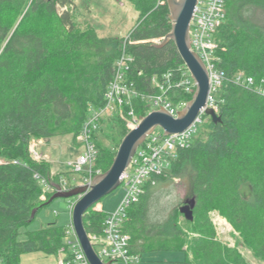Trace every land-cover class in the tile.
<instances>
[{"label": "trees", "instance_id": "obj_1", "mask_svg": "<svg viewBox=\"0 0 264 264\" xmlns=\"http://www.w3.org/2000/svg\"><path fill=\"white\" fill-rule=\"evenodd\" d=\"M138 12V25L127 40L100 37L93 26L82 29L74 0H0V16L10 13L22 22L14 28L0 18V258L3 264H21L24 254L42 252L59 255L67 228L49 224L28 231L24 228L49 204L54 194L46 185H62L67 173L52 172L45 159L31 152L34 139L50 140L72 135L74 141L93 109L104 107L123 49L134 58L128 81L144 96L160 93L153 78L172 74L167 96L175 104L188 103L193 94L178 87L180 70H186L174 42L159 48L151 40L172 30L168 4L159 0H127ZM64 11L59 12L60 9ZM226 17L215 33L219 44L218 68L226 80L216 95L221 122L206 115V135L193 138L191 145L177 151L169 171L152 176L145 193L130 211L126 231L134 255L156 250L186 251L184 261L167 264H251L238 246L217 239L210 213L219 212L239 232L242 243L256 261L264 264V96L253 87L238 85L239 72L264 80V0H225ZM55 18L67 34L64 48L49 47L43 31L24 29L30 16ZM139 116L150 110L147 100L132 104ZM125 110L130 106L126 105ZM130 131L119 115L103 120L94 137L98 158L95 174L110 169L119 145ZM162 133V131H161ZM102 136L112 146L102 144ZM73 173V172H71ZM74 174V173H73ZM66 179V180H67ZM180 179L196 199L194 220L180 224L181 212L165 219L149 218V199L160 183ZM71 183V182H70ZM73 187V186H71ZM75 187V186H74ZM47 200H43L44 194ZM182 207V206H181ZM180 207V208H181ZM38 210L35 217L33 212ZM108 213L90 208L84 216L89 235L103 234ZM162 244V248L157 245Z\"/></svg>", "mask_w": 264, "mask_h": 264}, {"label": "built area", "instance_id": "obj_2", "mask_svg": "<svg viewBox=\"0 0 264 264\" xmlns=\"http://www.w3.org/2000/svg\"><path fill=\"white\" fill-rule=\"evenodd\" d=\"M160 4L167 3V0H159ZM226 17L225 0H198L194 18L191 22L190 36L192 50L195 51L204 61L211 77V90L207 102V108H212L217 114L219 103L216 95L226 80L225 73L218 68L219 57L217 55L219 44L215 39V33L222 25ZM162 41V40H161ZM161 41L157 42L160 43ZM134 58L123 49L121 57L116 65L117 70L105 95L106 103L101 109L91 110V114L83 125L78 141L81 152L73 165V172L82 178L78 180V185L90 184L97 174L93 171V165L98 158V149L94 141L98 134L103 120L112 115H119L128 121L130 129L135 128L141 121L136 108L132 105L135 98H142L152 102L155 110L160 106L168 110L173 116L185 107L186 103L175 104L167 96L171 89L170 81L172 74L163 75L162 80L153 78V83L160 89V93L153 96L142 95L133 83L128 81V72ZM186 67V66H185ZM180 82L178 87H183L187 94H194L196 82L192 78L189 70H180ZM238 85L253 87L257 94L264 96V80L256 82L253 77L239 72L235 77ZM130 106L129 110L124 107ZM150 108V107H149ZM153 110H149L148 113ZM206 108L197 122L186 132L178 135L165 136L164 132L156 130L148 136L143 146L138 149L131 165L124 172L121 178V186L124 187V198L118 209L113 213H108L104 220L103 234L101 236L90 235V239L95 249L104 262L111 264H137L139 255L131 252V236L126 231V225L130 222L131 208L137 204L145 193V183L154 175H162L170 170L173 161L176 159L179 149L188 148L197 133V124H201L202 116L205 115ZM33 154L34 150L31 147ZM35 158V157H34ZM41 159V157H38ZM68 182L62 180V188L68 189ZM72 185V184H71ZM77 185V186H78ZM70 188V187H69ZM50 191L51 187L46 185ZM44 200V196L42 197ZM99 205V204H98ZM73 206H71V211ZM98 211L101 208L98 206ZM72 226V225H71ZM73 228H71L72 230ZM74 233V232H73ZM70 231H68L67 239ZM70 254L62 248L59 252L57 264H90L80 244L68 241ZM0 264H3L0 258Z\"/></svg>", "mask_w": 264, "mask_h": 264}, {"label": "rangeland", "instance_id": "obj_3", "mask_svg": "<svg viewBox=\"0 0 264 264\" xmlns=\"http://www.w3.org/2000/svg\"><path fill=\"white\" fill-rule=\"evenodd\" d=\"M75 6L78 9L77 21L82 29H86L89 25L96 29V32L100 37H114L127 40L130 33L138 25L139 15L134 9L133 5L127 0H74ZM29 5L23 11L22 15L15 19L10 13H3L2 17L10 23H15L14 28L22 22ZM60 9L59 12L64 11ZM24 29L33 31H43L48 39L49 47L52 48H64L67 44V34L60 25L59 21L55 18H48L42 16H30L24 23ZM162 38L151 40L154 44L161 41ZM152 105V102H149ZM150 105L151 110H155ZM143 117V116H140ZM206 121L201 124H197V133L194 138H199L206 135ZM127 127L129 126L126 120ZM101 127L98 134L101 132ZM130 128V127H128ZM161 128H157L156 132H161ZM77 136L74 141L72 135L56 136L50 140L34 139L31 143V147L34 150L33 156L35 159L47 160L53 172L56 174L68 173L70 177L67 179L65 176L63 181L68 182V189L70 190L74 186L78 185V180L82 177L73 172V163L78 158L81 147L79 146ZM102 144L105 146H112L110 141L106 140L101 134ZM48 156V158H47ZM73 172V173H71ZM67 179V180H66ZM71 182V183H70ZM72 184V185H71ZM87 185V184H85ZM73 186V187H71ZM84 186V185H78ZM70 187V188H69ZM49 191V190H47ZM50 191H55L53 188ZM124 187L120 186L117 190L104 197L98 204L102 206V211L106 213L115 212L124 198ZM48 194H44V200H47ZM190 199L188 186L185 183H181L180 179H176L174 182L167 181L158 184L154 189L149 199V218L154 221L155 219H165L175 209H179ZM77 198L73 199H56L45 208L41 209L37 215V218L26 228L23 229L22 235L19 240H26V233L28 231L39 230L49 224H57L59 226L69 227L71 225L72 211L71 206L74 205ZM96 205L94 209H97L99 205ZM213 224L216 227L217 239L222 243L229 245L230 247L238 246L242 254L248 259L251 264H261L254 259L251 251L241 241V236L238 231L217 211L210 213ZM154 219V220H153ZM184 220H187L183 214H181L179 221L182 227L187 230ZM65 243L68 241L77 242V238L73 233V229L70 231L69 238H65ZM158 248H162V244L157 245ZM139 264H167V262L184 261L187 258L186 251L182 250H169L163 249L153 252L142 253L139 255ZM59 260L58 255H50L48 261L56 263Z\"/></svg>", "mask_w": 264, "mask_h": 264}, {"label": "water", "instance_id": "obj_4", "mask_svg": "<svg viewBox=\"0 0 264 264\" xmlns=\"http://www.w3.org/2000/svg\"><path fill=\"white\" fill-rule=\"evenodd\" d=\"M167 4L170 10L172 30L162 38L160 43L155 45L162 48L174 42L184 65L197 84L192 100L177 113L176 117L161 106L159 110H154L141 117L140 123L130 129L123 138L108 171L95 176L90 184L76 186L70 190H64L59 184L54 185V194L47 203L50 204L59 198H77L72 209L71 224L77 241L90 264H111L110 262L114 260L104 262L101 259L85 227L84 216L90 208L95 207L104 197L121 186L122 175L129 168L138 149L144 145L148 136L157 128H161L165 136L182 134L197 122L205 108V115L210 117L214 123L221 122V117L212 108H207L211 90L208 68L202 58L192 50L190 29L198 0H167ZM195 207L196 199L191 198L180 208V212L188 221H193ZM37 211L36 209L33 212V217Z\"/></svg>", "mask_w": 264, "mask_h": 264}, {"label": "crops", "instance_id": "obj_5", "mask_svg": "<svg viewBox=\"0 0 264 264\" xmlns=\"http://www.w3.org/2000/svg\"><path fill=\"white\" fill-rule=\"evenodd\" d=\"M47 158H48V156H47ZM53 173H55V172H53ZM99 207L101 208V211H102V206L100 204H99ZM49 256L50 255H46L42 252L24 254L21 257V264H53V262L48 261ZM171 261H174V260H171ZM57 263H58V260L54 264H57ZM139 263H140V260L137 264H139Z\"/></svg>", "mask_w": 264, "mask_h": 264}]
</instances>
